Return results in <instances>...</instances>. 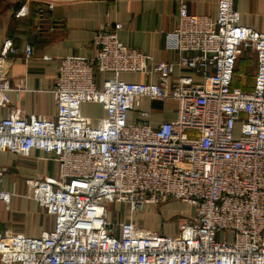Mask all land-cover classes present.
<instances>
[{
    "label": "built area",
    "instance_id": "1",
    "mask_svg": "<svg viewBox=\"0 0 264 264\" xmlns=\"http://www.w3.org/2000/svg\"><path fill=\"white\" fill-rule=\"evenodd\" d=\"M56 1L46 0L48 10ZM236 1L218 0L216 18L192 15L183 4L176 28L165 33L174 61L128 48L120 23L102 25L95 58L59 59L54 117L11 107L9 94L24 80L8 76V60H30L34 51L4 41L0 152L40 151L57 175L27 181L52 230L39 237L0 231V264H264V28L243 26ZM242 50L258 63L251 90L235 85ZM144 102L149 108L141 110ZM154 102L160 116L174 117L156 121ZM85 104L106 113L95 126ZM3 178L0 168V203L9 207L15 194ZM169 201L193 212L181 214L174 235L134 221L145 207ZM110 203L130 217L114 221Z\"/></svg>",
    "mask_w": 264,
    "mask_h": 264
},
{
    "label": "crops",
    "instance_id": "2",
    "mask_svg": "<svg viewBox=\"0 0 264 264\" xmlns=\"http://www.w3.org/2000/svg\"><path fill=\"white\" fill-rule=\"evenodd\" d=\"M35 3L44 5L43 17L34 10ZM183 4L192 15L217 16L218 0H69L56 1L53 10H48L46 0H0V49L6 39H11L15 48L24 50L29 45L34 51L30 60H25L23 55L10 56L8 60V76L18 78L20 82L24 80L9 94L11 107L27 114L54 117L57 107L52 90L59 59L65 56L95 58L94 38L102 25L120 23L124 28L119 37L128 48L152 56L155 61H174L176 55L165 48V33L176 28ZM21 9L27 13L17 17ZM236 10L242 15L240 23L243 26L259 32L263 30L264 0H237ZM257 64L252 52L242 50L237 63V75L242 76H238L236 86L252 89ZM123 78L131 83L143 81L140 75H125ZM173 106L172 102L167 104L169 108ZM152 107L156 121L174 117L170 112L160 116L162 105L159 102H154ZM148 108V103L144 102L140 109ZM82 112L94 126L106 115L96 104L83 105ZM6 114V110L0 109V120ZM0 168L4 171V189L15 194L9 207L0 203V231L39 237L52 230L53 218L29 198L27 181L55 177L57 164L45 160L40 151H33L30 157L0 152ZM171 203L162 210L165 223L157 221L156 226L146 229L166 235L176 233L166 222L170 221L172 212L178 217L177 214L188 206L182 202Z\"/></svg>",
    "mask_w": 264,
    "mask_h": 264
},
{
    "label": "rangeland",
    "instance_id": "3",
    "mask_svg": "<svg viewBox=\"0 0 264 264\" xmlns=\"http://www.w3.org/2000/svg\"><path fill=\"white\" fill-rule=\"evenodd\" d=\"M173 105L175 106L174 103H173ZM91 117H98V116H91ZM172 202H173V204H175V202H182V201H172ZM182 203H184V202H182ZM184 204H187V203H184ZM168 205H172L171 201L160 204V205L147 206L143 210H140L138 213L133 215L134 221H136L141 226V228L142 227L146 228L148 226H156L157 221H158V223L162 222L164 224L165 219L162 218L163 217L162 215H164L162 210L164 209V207H166ZM187 206H188V208L186 210L182 211L180 214L179 213L177 214L178 217H175L173 215L174 212H172V216L170 218V221L166 222V224H168L169 226L174 228V231H176L175 229H177V224H178V221L181 217V214L186 216V217L187 216H189V217L193 216V214H192L193 212L191 210L190 204H187ZM107 208H108V211L110 212V214L112 215L111 218L116 222L122 221V220L123 221L127 220V218L130 217L129 209L124 208L123 205H118V204L112 205L110 203L107 205Z\"/></svg>",
    "mask_w": 264,
    "mask_h": 264
},
{
    "label": "trees",
    "instance_id": "4",
    "mask_svg": "<svg viewBox=\"0 0 264 264\" xmlns=\"http://www.w3.org/2000/svg\"><path fill=\"white\" fill-rule=\"evenodd\" d=\"M33 8H35L34 10L36 11V13L38 14V16L40 15V10H44V5L41 3V4H37V3H35V4H33ZM237 79H238V77H236ZM236 79V80H237ZM236 80H235V85H236ZM165 107H167V105L165 106ZM174 115V114H173Z\"/></svg>",
    "mask_w": 264,
    "mask_h": 264
},
{
    "label": "water",
    "instance_id": "5",
    "mask_svg": "<svg viewBox=\"0 0 264 264\" xmlns=\"http://www.w3.org/2000/svg\"><path fill=\"white\" fill-rule=\"evenodd\" d=\"M57 1H69V0H57Z\"/></svg>",
    "mask_w": 264,
    "mask_h": 264
}]
</instances>
